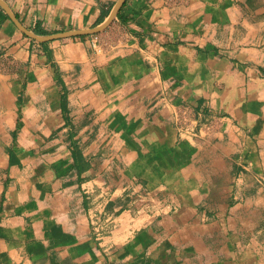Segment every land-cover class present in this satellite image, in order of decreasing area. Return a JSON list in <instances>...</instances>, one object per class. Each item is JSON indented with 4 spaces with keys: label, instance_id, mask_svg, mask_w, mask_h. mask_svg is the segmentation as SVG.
I'll return each instance as SVG.
<instances>
[{
    "label": "crops",
    "instance_id": "crops-1",
    "mask_svg": "<svg viewBox=\"0 0 264 264\" xmlns=\"http://www.w3.org/2000/svg\"><path fill=\"white\" fill-rule=\"evenodd\" d=\"M2 1L0 264H264V0Z\"/></svg>",
    "mask_w": 264,
    "mask_h": 264
},
{
    "label": "water",
    "instance_id": "water-1",
    "mask_svg": "<svg viewBox=\"0 0 264 264\" xmlns=\"http://www.w3.org/2000/svg\"><path fill=\"white\" fill-rule=\"evenodd\" d=\"M126 0H119V2L117 3L115 9L113 10L110 18L108 19V21L106 23H104L103 25L90 29V30H86V31H69V32H63V33H59L56 35H52V36H43V37H37L34 36L33 34L27 32L29 35H32L34 37H36L37 39L41 40V41H47V40H53V39H63V38H67V37H71L77 34H83V33H94V32H99L102 31L103 29H105L110 22L112 21V19L115 17L116 13L120 10V8L125 4ZM0 5L9 13V15L11 16V18L14 20V22L21 28L24 30V28L21 26V24L17 21V19L15 18V16L11 13V11L9 10L8 6L5 4L4 1L0 0Z\"/></svg>",
    "mask_w": 264,
    "mask_h": 264
},
{
    "label": "built area",
    "instance_id": "built-area-1",
    "mask_svg": "<svg viewBox=\"0 0 264 264\" xmlns=\"http://www.w3.org/2000/svg\"><path fill=\"white\" fill-rule=\"evenodd\" d=\"M193 120H194V119H193ZM182 122H184V123L186 122L184 118H182Z\"/></svg>",
    "mask_w": 264,
    "mask_h": 264
}]
</instances>
